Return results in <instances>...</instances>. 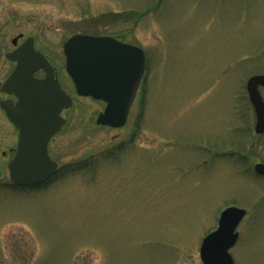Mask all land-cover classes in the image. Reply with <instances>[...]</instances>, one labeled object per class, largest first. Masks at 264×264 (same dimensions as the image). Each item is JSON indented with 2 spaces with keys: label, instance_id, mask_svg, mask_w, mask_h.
<instances>
[{
  "label": "rangeland",
  "instance_id": "1",
  "mask_svg": "<svg viewBox=\"0 0 264 264\" xmlns=\"http://www.w3.org/2000/svg\"><path fill=\"white\" fill-rule=\"evenodd\" d=\"M75 34L145 51L124 127L98 125L105 103L77 95L63 53ZM20 35L74 101L49 145L57 175L34 188L10 182L18 131L0 109V264H203L228 207L247 211L235 264H264V134L246 91L264 75V0H0V86Z\"/></svg>",
  "mask_w": 264,
  "mask_h": 264
},
{
  "label": "water",
  "instance_id": "2",
  "mask_svg": "<svg viewBox=\"0 0 264 264\" xmlns=\"http://www.w3.org/2000/svg\"><path fill=\"white\" fill-rule=\"evenodd\" d=\"M64 53L66 71L77 94L106 103L97 124L125 126L145 73L144 50L111 37L75 35L65 43ZM6 57L16 62V67L0 91L17 100L1 99L0 107L19 132L15 155L8 163L9 176L12 185L31 188L48 182L57 173L58 163L50 157L48 145L65 125L61 112L73 101L61 89L49 61L35 50L32 38ZM40 70L47 74L43 79L35 76ZM259 86H264V75L251 77L247 90L257 116L255 131L263 134L264 100ZM255 171L264 176V163H258ZM246 214L245 209L237 207H228L220 214L217 229L201 244L203 264H235L230 250L239 238L237 228Z\"/></svg>",
  "mask_w": 264,
  "mask_h": 264
},
{
  "label": "flooded vegetation",
  "instance_id": "3",
  "mask_svg": "<svg viewBox=\"0 0 264 264\" xmlns=\"http://www.w3.org/2000/svg\"><path fill=\"white\" fill-rule=\"evenodd\" d=\"M32 38L33 39V41H34V47L38 50V51H40L42 54H44L41 50H39L38 48H37V46H36V40H35V37L34 36H27L20 44H18V45H15L16 47L17 46H19V45H21V44H23L28 38ZM21 38H23V35H20L19 36V38H18V40H17V43L19 42V40L21 39ZM120 40V39H119ZM15 47V48H16ZM46 56V55H45ZM47 57V59L50 61V59H49V57L48 56H46ZM65 57V56H64ZM51 62V61H50ZM52 64V66L54 67V71H55V76L57 77V79H59V81H60V78H59V71H58V69H57V67L53 64V63H51ZM39 75H41V76H39ZM37 76L39 77V78H44V77H46V74H45V72L44 71H40V72H38L37 73ZM63 87V86H62ZM261 88V87H260ZM9 98H12L13 100H15V97L14 96H10ZM49 151H50V148H49Z\"/></svg>",
  "mask_w": 264,
  "mask_h": 264
}]
</instances>
